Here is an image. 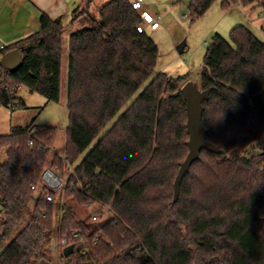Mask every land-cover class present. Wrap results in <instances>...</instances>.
<instances>
[{"label":"trees","instance_id":"trees-1","mask_svg":"<svg viewBox=\"0 0 264 264\" xmlns=\"http://www.w3.org/2000/svg\"><path fill=\"white\" fill-rule=\"evenodd\" d=\"M214 1L190 0L192 20ZM237 2L264 9V0H224L223 6ZM91 21L69 39L64 155L52 152L56 126L38 128L33 120L0 134V264H52L45 245L56 229L60 236L81 233L73 252L61 254L62 264H264V150L247 156L264 136V39L243 24L231 29L229 40L214 36L200 80L202 89L212 87L203 123L207 139L225 154L203 149L174 202V182L189 152L181 92L187 77L157 73L107 127L155 72L159 47L138 31L142 18L131 0H110ZM64 30L61 17L41 13L38 30L0 49L1 104L25 105L16 95L20 85L60 99ZM12 49L23 60L5 69L1 58ZM49 167L63 180L56 189L43 185ZM32 185L40 186L36 199ZM58 192L78 206L109 205L112 217L88 223L60 206Z\"/></svg>","mask_w":264,"mask_h":264},{"label":"rangeland","instance_id":"rangeland-1","mask_svg":"<svg viewBox=\"0 0 264 264\" xmlns=\"http://www.w3.org/2000/svg\"><path fill=\"white\" fill-rule=\"evenodd\" d=\"M109 1L83 0V4L76 6L73 14L69 17L62 15L65 30L62 34L63 61L60 99L58 101H51L43 94L32 91L24 86L23 92L17 96L18 99L22 98L24 100L25 105L11 108L0 103V133L6 134L9 132L10 126L26 125L33 120L35 121V127L38 128L56 126L57 132L52 143V152L60 154L65 152L66 129L69 122L67 108L69 39L71 34L78 29L85 26H93L94 23L91 21V18L100 19V8ZM223 1L215 0L205 14L192 20L188 7L190 0H145L144 3L151 6L155 14L161 16V27L159 29L153 30L147 28V31L159 47V58L156 69L153 75L128 101L124 108L120 110L107 127H110L120 117L159 72H165L172 76L184 75L187 77V81L195 80L201 87L200 80L203 73L204 56L217 33L229 40L231 29L243 24L250 27L263 39L258 29V27L264 25L263 8L256 6V3L244 5L241 2L231 3L229 7H224ZM183 41H186V47L184 52L181 53L177 46ZM98 140L99 137L84 152L82 158L97 144ZM251 146L257 147L255 150L263 151L264 136ZM251 146H249L248 151L251 149ZM2 158L5 159L4 154ZM34 193L36 199L39 195V189L35 190ZM59 193H57L58 195H56L55 199L56 201H61L60 206H71L88 223L98 226L112 217V212L106 205L95 203L90 207L78 206L71 200L64 201L63 197H59ZM33 205L31 208H33ZM61 212V209L56 211V220H59ZM30 213H28V217ZM94 215L101 216L98 220H94ZM59 237L60 234L56 229L45 245V252L53 259L52 264L63 263L61 254L64 248H56Z\"/></svg>","mask_w":264,"mask_h":264},{"label":"water","instance_id":"water-1","mask_svg":"<svg viewBox=\"0 0 264 264\" xmlns=\"http://www.w3.org/2000/svg\"><path fill=\"white\" fill-rule=\"evenodd\" d=\"M185 46L186 41H183L177 48L183 53ZM22 60L23 56L21 52L18 49H12L2 56L1 63L5 69H13ZM211 90L212 87L202 89L195 80H188L181 89L187 104V132L189 134L187 145L189 146V152L186 158L180 163L179 172L174 182V202L179 198L182 180L189 173L192 164L200 159L203 149L217 154H225L224 149L207 139L208 129L203 123V113L205 110L203 102L210 97ZM59 185L60 182L56 187L58 188ZM74 246V244L66 246L63 249L64 255L69 256L73 252Z\"/></svg>","mask_w":264,"mask_h":264},{"label":"crops","instance_id":"crops-1","mask_svg":"<svg viewBox=\"0 0 264 264\" xmlns=\"http://www.w3.org/2000/svg\"><path fill=\"white\" fill-rule=\"evenodd\" d=\"M81 4H83V0H0V42L9 45L38 30L41 13H47L54 19L62 18V15L69 17L73 14L75 7ZM147 7L154 13L151 6L147 5ZM263 26L258 27V29L260 36L264 39ZM147 28H150V26ZM24 86L17 87L16 95L23 92ZM12 128L13 126H10V130L6 134L10 133ZM61 155H64V153H61ZM55 172L59 173L57 170Z\"/></svg>","mask_w":264,"mask_h":264},{"label":"built area","instance_id":"built-area-1","mask_svg":"<svg viewBox=\"0 0 264 264\" xmlns=\"http://www.w3.org/2000/svg\"><path fill=\"white\" fill-rule=\"evenodd\" d=\"M145 0H131L132 7L137 10L142 18V22L137 26L138 31L144 32L147 31V27L150 26L151 29H157L161 27V16L153 13L147 5L144 3ZM262 32L264 33V26L262 27ZM7 44L0 42V49H4ZM257 147L251 146V149L247 152V156L252 157L258 155L260 151L255 150ZM51 169H47L46 172L43 175V185L49 186L51 188L56 189V185L59 184L61 186L63 184V181L59 175V173L55 171H50ZM40 186L32 185V188L37 190ZM48 200H53L54 196L52 194L47 195ZM109 209L110 206L106 205ZM101 215H94L93 219L98 220ZM5 221V217L3 215H0V234L3 231V222ZM81 239V233L77 230L72 232V236L69 237L67 235H62L59 237V240L56 243V248H65L66 246L72 244L73 239ZM83 252L87 253L88 249L87 247L83 248Z\"/></svg>","mask_w":264,"mask_h":264}]
</instances>
